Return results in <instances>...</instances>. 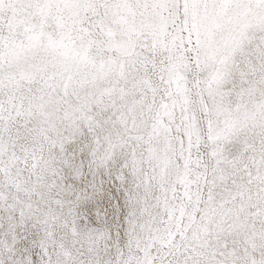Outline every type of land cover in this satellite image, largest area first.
<instances>
[{
    "label": "snow or ice",
    "instance_id": "snow-or-ice-1",
    "mask_svg": "<svg viewBox=\"0 0 264 264\" xmlns=\"http://www.w3.org/2000/svg\"><path fill=\"white\" fill-rule=\"evenodd\" d=\"M0 264H264V0H0Z\"/></svg>",
    "mask_w": 264,
    "mask_h": 264
}]
</instances>
